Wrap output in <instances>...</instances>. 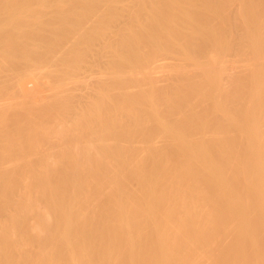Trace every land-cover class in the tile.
Masks as SVG:
<instances>
[{
	"label": "bare ground",
	"instance_id": "6f19581e",
	"mask_svg": "<svg viewBox=\"0 0 264 264\" xmlns=\"http://www.w3.org/2000/svg\"><path fill=\"white\" fill-rule=\"evenodd\" d=\"M0 264H264V0H0Z\"/></svg>",
	"mask_w": 264,
	"mask_h": 264
}]
</instances>
